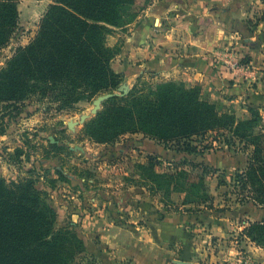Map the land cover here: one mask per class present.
Returning <instances> with one entry per match:
<instances>
[{
    "label": "trees",
    "instance_id": "1",
    "mask_svg": "<svg viewBox=\"0 0 264 264\" xmlns=\"http://www.w3.org/2000/svg\"><path fill=\"white\" fill-rule=\"evenodd\" d=\"M19 1L0 0V48L8 45L18 25ZM134 2L57 0L42 18L34 39L19 47L0 69V99L57 94L71 105L118 89L124 76L113 63L120 50L109 45L108 35L113 26L125 22L123 9ZM201 90L200 85L188 87L174 80L148 91L135 86L104 103L107 107L98 112L100 121L91 136L100 143H113L127 133H143L167 148L176 142L177 150L193 152L198 149L195 137L202 141L210 133L229 131L232 137L217 135L215 140L229 147L236 140L253 145L250 163L238 172L237 180L251 188V202L264 206V136L253 133L256 113L251 109V117L241 120L202 99ZM153 167L150 156L146 168L159 183L165 180L167 188L178 190L184 205L213 200L203 176L195 179L185 169L160 173ZM47 197L31 180L7 183L0 178V264H75L86 250V241L76 231L55 228L57 212ZM241 235L264 246V219L249 221Z\"/></svg>",
    "mask_w": 264,
    "mask_h": 264
},
{
    "label": "rangeland",
    "instance_id": "2",
    "mask_svg": "<svg viewBox=\"0 0 264 264\" xmlns=\"http://www.w3.org/2000/svg\"><path fill=\"white\" fill-rule=\"evenodd\" d=\"M56 1H19V22L8 45L0 48V69L7 65L19 47L26 46L34 39L42 18ZM158 1L135 0L124 7L125 22L113 26L108 35L109 45L118 40L114 46H110L119 48L120 59L127 42H134L135 38L140 37L136 33L147 22L146 15ZM130 71L133 72L131 77L122 72L123 82L118 89L96 93L71 105L64 104L57 94L45 97L36 93L26 99L12 101L0 99V178L7 183L31 180L44 195L49 194L47 201L57 212L55 228L76 231L86 241V250L78 256L76 263H103L100 236L89 233L91 216L99 208H104V219L108 225L133 226L154 216L159 219L165 212L185 211L194 217L193 220L196 215L199 216L191 224L201 228L198 222L210 223L212 218L221 220L227 215L238 217L235 209L248 207L252 203L251 188H244L237 175L247 169L254 147L240 140H236L231 147L221 140H215L217 135L221 138L232 137L229 131L210 133L202 141L195 137L194 143L198 149L187 152L177 150L176 142L167 148L143 133H127L113 143L97 142L90 132L100 121L98 113L92 114L75 129L69 128V121L80 120L84 113L91 114L94 100L102 94L122 93L120 87L126 83H129L130 90L136 86L148 91L159 83L170 81V77L164 72L158 73L147 61H137ZM104 103L102 109L107 107ZM251 109L256 113L254 117L257 122L253 133L264 136V102ZM247 118L239 117L241 120ZM118 141L120 145L116 144ZM141 142L142 145L159 144L165 150L152 152L141 146ZM76 145L83 147V150L71 148ZM226 155L229 157V167L217 168L216 165L225 163ZM150 156L154 157L153 168L160 173L185 169L195 179L203 176L213 200L184 205L183 195L178 190L167 188L165 180L159 183V179L146 168ZM246 163L243 167L242 164ZM236 168L244 170L238 171ZM234 226L232 224L231 239L235 237L240 245L248 247L244 240H251L242 236L240 229ZM211 239L212 246L220 243L217 237ZM259 247L264 248L263 245Z\"/></svg>",
    "mask_w": 264,
    "mask_h": 264
},
{
    "label": "crops",
    "instance_id": "3",
    "mask_svg": "<svg viewBox=\"0 0 264 264\" xmlns=\"http://www.w3.org/2000/svg\"><path fill=\"white\" fill-rule=\"evenodd\" d=\"M146 18L136 33L137 44L114 60L116 71L131 77L137 61H147L170 80L188 87L200 85L202 99L238 118H249L250 107L264 102V0H159ZM141 146L152 152L165 150L159 144L141 142ZM228 158L217 168L228 166ZM245 207L235 209L238 217L198 222L201 228L191 224L199 216L193 220L185 211L165 212L164 218L154 216L133 226L108 225L104 208H99L91 216L89 233L100 236L102 264H175L178 259L196 264H264V248L231 239L232 224L241 234L249 221L264 219V206L252 202ZM212 237L220 243L212 246Z\"/></svg>",
    "mask_w": 264,
    "mask_h": 264
},
{
    "label": "water",
    "instance_id": "4",
    "mask_svg": "<svg viewBox=\"0 0 264 264\" xmlns=\"http://www.w3.org/2000/svg\"><path fill=\"white\" fill-rule=\"evenodd\" d=\"M137 40L134 41V42H130L128 41L127 44H126V47L122 53L123 56H126L128 55V52H129V47L132 45V44H137ZM120 90L122 91V93L120 92H107L105 94H102L100 96H98L95 100H94V107L91 109V114H88V113H84L81 115L80 117V120H71L68 122V126L70 129H75V127L79 124H82V123H85V121L87 119H89L91 117L92 114H97L101 109H102V106H103V103L106 102L107 100L115 97V96H119V95H125V94H128L129 91H130V85L129 83H126L124 85H122L120 87ZM73 149H81L83 150V147L81 146H75V147H71ZM176 264H196L192 261H189V260H185V259H178L176 261Z\"/></svg>",
    "mask_w": 264,
    "mask_h": 264
}]
</instances>
